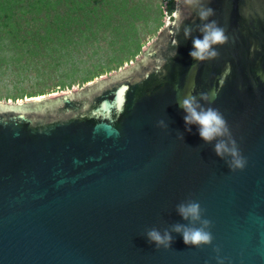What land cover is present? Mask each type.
<instances>
[{"label": "water", "instance_id": "obj_1", "mask_svg": "<svg viewBox=\"0 0 264 264\" xmlns=\"http://www.w3.org/2000/svg\"><path fill=\"white\" fill-rule=\"evenodd\" d=\"M208 6L228 36L213 61L188 55L201 35L194 12L188 38L166 16L117 73L0 100V264H215L214 248L228 264H264V0ZM213 91L200 103L227 120L242 171H229L195 125L186 131L180 100ZM192 200L212 222V245L186 247L175 232L171 248L150 245V229L199 226L177 213Z\"/></svg>", "mask_w": 264, "mask_h": 264}, {"label": "trees", "instance_id": "obj_2", "mask_svg": "<svg viewBox=\"0 0 264 264\" xmlns=\"http://www.w3.org/2000/svg\"><path fill=\"white\" fill-rule=\"evenodd\" d=\"M155 1L161 2L157 15L170 17L175 0ZM149 11L141 0H0V67L36 73L40 82L28 98L55 87L86 84L138 56L141 44L135 25ZM111 47L116 51L103 64L93 65L79 79L64 81L69 77L65 67L77 53Z\"/></svg>", "mask_w": 264, "mask_h": 264}, {"label": "clouds", "instance_id": "obj_3", "mask_svg": "<svg viewBox=\"0 0 264 264\" xmlns=\"http://www.w3.org/2000/svg\"><path fill=\"white\" fill-rule=\"evenodd\" d=\"M177 6L172 11L176 34L183 26L184 38H188L196 29L184 24V21L191 17L193 12L199 21L196 25L200 36L192 39V48L188 55L194 61L204 63L213 61L219 56V47L228 41L226 30L221 27L212 17L215 10L208 6L211 0H176ZM188 10V16H185ZM175 44V41H173ZM163 64V61L161 62ZM217 96V92H202L199 100L195 95L189 94L179 102V107L184 111V122L186 131H191V126L197 127L198 135L205 144H213L215 155L225 160L229 171H242L247 166V159L242 154L237 141L232 136L227 120L223 114L214 107H203L200 101L209 103ZM159 127H166L163 121L159 122ZM178 215L190 223H198V227H189L177 224L173 226L171 232L161 233L153 228L146 231L145 239L155 248L165 250L171 248L173 237L172 232L179 234L186 247L198 248L212 245L213 236L211 232L212 222L204 218L201 205L198 201L192 200L181 203L177 206ZM215 264H228L227 258L220 255V250L214 248Z\"/></svg>", "mask_w": 264, "mask_h": 264}, {"label": "rangeland", "instance_id": "obj_4", "mask_svg": "<svg viewBox=\"0 0 264 264\" xmlns=\"http://www.w3.org/2000/svg\"><path fill=\"white\" fill-rule=\"evenodd\" d=\"M141 2L142 5L146 6V8L151 9L152 11L147 12V15L141 18V20L135 25L137 34L136 36L141 44L138 56L133 58L131 61L124 63L123 66L119 69L95 78L93 81L117 73L124 67H128L130 63L134 64L135 60L138 59L142 48L147 45L154 37H156L161 28L164 26V18L157 15L156 13V7L157 5L159 6L161 2H157L155 0H141ZM115 51L116 49L111 47L107 50H99L98 53L94 54V52H97L95 49H86L79 52L81 58H79V53H77L75 55V58L72 59L73 64H69L65 67L67 69V71L65 72L69 75V77L64 81L69 83L72 80L79 79L86 73L87 70H91L93 65L103 64L105 61H107V59H109L110 56L115 53ZM11 68L12 67L10 65H4L3 67H0V100L5 102L14 103L30 100L32 98L45 97L53 93L57 94L60 92H69L72 90L83 88L87 84L93 82L91 81L86 84H80L79 82H76L72 86L66 88L55 87L42 96L28 98V93H33L35 91V84L37 83V81L40 82V80L34 76L36 73H30L29 71H24V73L23 71H12ZM14 96L15 98H13Z\"/></svg>", "mask_w": 264, "mask_h": 264}, {"label": "bare ground", "instance_id": "obj_5", "mask_svg": "<svg viewBox=\"0 0 264 264\" xmlns=\"http://www.w3.org/2000/svg\"><path fill=\"white\" fill-rule=\"evenodd\" d=\"M52 95H55V94H51V96H52ZM38 98H41V97H38ZM32 99H37V98H32Z\"/></svg>", "mask_w": 264, "mask_h": 264}]
</instances>
